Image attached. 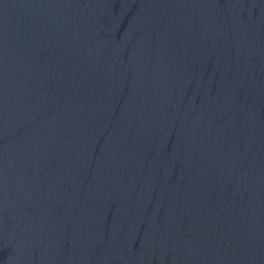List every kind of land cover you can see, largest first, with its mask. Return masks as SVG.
I'll return each mask as SVG.
<instances>
[{
	"label": "water",
	"instance_id": "95a60500",
	"mask_svg": "<svg viewBox=\"0 0 264 264\" xmlns=\"http://www.w3.org/2000/svg\"><path fill=\"white\" fill-rule=\"evenodd\" d=\"M0 264H264V0H0Z\"/></svg>",
	"mask_w": 264,
	"mask_h": 264
}]
</instances>
